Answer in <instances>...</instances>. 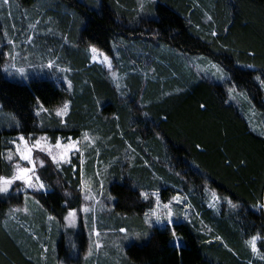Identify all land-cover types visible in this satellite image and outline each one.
Wrapping results in <instances>:
<instances>
[{
	"label": "trees",
	"instance_id": "16d2710c",
	"mask_svg": "<svg viewBox=\"0 0 264 264\" xmlns=\"http://www.w3.org/2000/svg\"><path fill=\"white\" fill-rule=\"evenodd\" d=\"M45 1L59 19L60 41L77 45L62 42L63 57H52L56 67L27 82L5 75L0 53V104L16 117H0V177L14 174L6 157L11 138L45 134L56 143L88 133L94 143L84 169L93 173L100 206L82 213L80 154L59 166L37 153L48 190L33 193L42 206L33 207L36 214L13 215L25 203L21 186L0 192V264H81L65 244L70 210L79 216L80 255L87 251L86 229L95 224L101 233L129 238L119 264H264V85L256 79L264 80V0ZM88 44L112 56L121 84L91 60ZM194 55L220 64L226 81L186 68ZM58 66L67 67L71 89L51 78L63 74ZM67 98L69 111L57 115ZM205 181L236 207L206 209ZM159 190L186 200L175 203L185 219L172 224L178 240L170 225L146 223L156 199L141 193ZM47 214L65 230L58 257H43L39 248L56 233ZM257 235L259 256H253L247 241Z\"/></svg>",
	"mask_w": 264,
	"mask_h": 264
},
{
	"label": "rangeland",
	"instance_id": "374dc122",
	"mask_svg": "<svg viewBox=\"0 0 264 264\" xmlns=\"http://www.w3.org/2000/svg\"><path fill=\"white\" fill-rule=\"evenodd\" d=\"M47 1L39 0L33 4L23 5L16 0H8L7 3L4 0H0V53L3 56V71L5 75L13 80L17 81H26L35 76V75H46L47 69L49 67V63L56 67L58 58L52 59L54 54L58 55L59 57H63V53L61 51L63 45L62 42H66L69 46H76L77 43L71 41L69 38H65L64 41H60L62 38L61 36V29H60V22L59 19L54 16L50 12V10H46L43 5L46 4ZM92 47H95L97 52V58L95 60L92 59L93 53L90 51ZM87 53L90 54L91 60L93 62H98L102 64L108 71L110 77L114 80L119 78V82H122V76L119 74V70L115 67L114 60L112 56L107 54L105 51L101 50L98 46L88 44L86 46ZM107 56L111 61V67L108 66V62L104 61L103 57ZM218 65L222 67L215 61H212L208 57L202 55H194L190 57L189 61L186 62L185 67L189 68V70L194 71V73L200 76H208L212 77L219 82H224L228 78V74L225 70V77L224 79H218L216 76L212 75L211 73L215 71L211 66ZM52 66V67H53ZM58 69L63 74L60 77L53 75L51 78L55 81L57 85H64L69 88V82H71L72 88V81L71 79L65 74L67 67H60ZM20 69H23L24 72L21 73ZM232 90V89H231ZM230 90V94H232ZM242 95L244 98H248L246 93ZM68 105L67 109L64 110V106ZM70 109V100L67 98L65 101L57 108V113L63 111L62 116H64ZM0 117L3 119H8L9 122H13V118L15 119L13 114L10 112H4L2 109V105L0 104ZM13 125V123H11ZM261 132L264 133V125L262 124ZM258 129V130H259ZM260 131V130H259ZM85 134H87V139L85 138ZM83 134L80 138H70L68 140H64L59 138L60 144L66 147L69 144L74 145V149L69 152L70 159L73 155L80 154L81 161H82V171H83V188L84 194L86 196V204L82 208V213L94 212L99 209L100 206L99 195L94 190L91 183L95 182L93 177V173L91 175L87 170V167L84 169V163L89 158L90 148L91 145L94 143L93 139L88 135V133ZM18 137L11 138V148L7 150L6 154L11 152L13 155L12 161L15 164H19L21 167H30L27 161L20 159L19 153L17 152L16 145L20 146L21 151L25 150V146L23 141L19 140ZM39 137H46V140H42V145H46L48 147H52L53 154H60L63 151V148H56V143H52L50 139L44 134L40 135ZM37 137V138H39ZM25 138V137H24ZM36 138V139H37ZM28 146L32 147L34 144L35 139H27ZM15 141V143H13ZM37 153L47 154L46 152H42L39 150H34L31 155L34 160L37 158ZM49 157V156H48ZM50 158V157H49ZM41 159V158H40ZM55 163V162H54ZM56 164V163H55ZM64 163L59 164L62 165ZM88 172V173H87ZM35 174L38 175L37 167L35 169ZM39 176V175H38ZM41 180V178H40ZM42 181V180H41ZM44 183V182H43ZM17 184L22 187V191L24 193L25 203L23 208L21 209V214L34 216L36 214V210L33 208L35 205L36 207H42L40 203L35 199L33 193L36 191H47L48 188L45 185V189L39 188H29L27 185L21 181L16 180L14 183L9 187V189L14 185ZM8 189V190H9ZM154 193H159V201L161 207L157 208V200L153 209L156 210L161 217L166 215L165 209L163 208L164 204H168L170 201L171 203V211L173 213L172 223L169 224L167 219H162L160 222L155 220L154 216L146 218V220H150V222H146L148 225L156 224L160 227H166L170 225L172 228V224L184 221V217L178 216L176 214L175 209V201H173V197H175V193L169 192L168 194L164 195V192L159 190ZM91 197V198H88ZM164 197H167V200H163ZM156 199V197L154 196ZM36 208V209H38ZM88 208L90 211L85 212L84 209ZM189 212V210H187ZM77 213V212H76ZM47 224L49 228L55 230L54 238H51V242H41L40 250L42 252L43 257H58L59 255V241L62 235V231L68 228L70 231H66L65 236V244H67L68 249V256L70 258H81V264H119L121 255L123 253V247L128 245L129 238L127 236H122L111 233H101L96 225H92L87 227L86 235L89 239L87 251L80 255L78 248L79 245L77 243L78 235L77 232L80 230V223H78L79 216L76 214L75 219L71 224H69V220H67V227H61L58 219L51 215L47 214ZM99 232V237L96 236V233ZM64 235V233H63ZM62 235V236H63ZM176 237H179L176 234ZM176 237L173 236V241L178 240ZM99 244V247H97ZM72 248V249H71ZM59 264H67L62 263L61 260L58 261Z\"/></svg>",
	"mask_w": 264,
	"mask_h": 264
},
{
	"label": "snow or ice",
	"instance_id": "6c2138e0",
	"mask_svg": "<svg viewBox=\"0 0 264 264\" xmlns=\"http://www.w3.org/2000/svg\"><path fill=\"white\" fill-rule=\"evenodd\" d=\"M5 3L8 2V0H4ZM143 3L140 4V10L143 11ZM213 36L216 35L215 32L212 33ZM90 51L93 53V57L92 59L95 60L97 58V52L98 50L95 47H92L90 49ZM104 61L108 62V66L111 67V61L109 60V58L105 55L103 57ZM48 67H52L53 65L51 63H49V65H47ZM213 69H215V71H213L211 74L216 76L218 79H224L226 73L225 70L218 66V65H212L211 66ZM20 72L23 73L24 70L20 69ZM256 79L258 81H260V83L262 85H264V80H261L260 77H256ZM71 87V82H69V88ZM68 107V105L66 104L64 106V110H66ZM203 107V106H202ZM61 110V112H58L57 115H61L63 114V111ZM85 138L87 139V134H85ZM46 137H39L37 139H35L34 144L32 145V147L28 146V141L25 140L24 136H20L19 140L23 141L24 146H25V150L21 151L20 146L16 145L17 147V152L19 153L20 159L27 161L28 164L30 165V167H21L19 164H15L13 165L14 167V174L12 175L11 178H7V177H0V192H7L9 187L14 183V181L16 180H21L23 181L27 187L29 188H39V189H45V184L43 183V181L40 180V177L38 175L35 174V169L37 167V163H39V165L41 167L44 166V162L41 160L39 162H37L36 160L33 159L31 153L34 150H39L42 152H46L47 155L50 157V159L55 162L57 165L61 164V163H70V157H69V152L71 150L74 149V145L73 144H69L66 147L62 146L60 144V141L57 140L55 147L56 148H63L62 153L60 154H53L52 151V147H48L46 145H42L41 141L42 140H46ZM70 139V138H69ZM13 143H15V141H13ZM7 160L8 161H12L13 159V155L11 152L6 154ZM141 195L143 196L144 199H149L150 196H155L156 200H157V208L161 207L160 201H159V193H149V192H143L141 193ZM91 198V197H88ZM173 201H176L177 203H185L186 200L184 197H181L179 195L175 196L172 198ZM171 201L168 204H164L163 208L165 209L166 215L164 217H161L160 214H158L156 212L155 209H151L150 213L151 216L155 217V220L157 222H160L162 219H167L168 223L171 224L172 223V217H173V213L171 211ZM259 207L264 208V204L259 205ZM85 212L90 211V209L85 208L84 209ZM76 211L75 210H70L68 212V216L65 217V219L69 220V224H71L73 222V220L76 217ZM187 214V213H186ZM149 213H145L146 218L149 217ZM146 222H150V220H146ZM121 232H125V229H121ZM172 234L174 237H176V231L175 228H172ZM99 232L96 233V236L99 237ZM177 239H179L178 237H176ZM261 239L259 237V235L257 236H253L251 237L247 243L248 245L251 247L252 251L254 253H259V249L257 248V241ZM97 247H99V244H97Z\"/></svg>",
	"mask_w": 264,
	"mask_h": 264
},
{
	"label": "crops",
	"instance_id": "0c3cea01",
	"mask_svg": "<svg viewBox=\"0 0 264 264\" xmlns=\"http://www.w3.org/2000/svg\"><path fill=\"white\" fill-rule=\"evenodd\" d=\"M203 192L205 194V199H204L205 200L204 201L205 206H206L205 208L208 210L221 211L223 208L233 209L236 207V204L231 199L222 196L219 193V190L209 182H206V181L203 182ZM178 194H179V196H181L180 193H178ZM175 203H177V202L175 201ZM178 204H181V203H178ZM177 207L178 206L175 205V208H177ZM22 208L12 209V212H14L13 215H17L18 220L20 218L19 212L21 213ZM19 222L20 221H18V224H20L22 221L20 223ZM248 247H249L248 249H250V251L252 252L253 256H259V253H254L252 251L251 247L250 246H248Z\"/></svg>",
	"mask_w": 264,
	"mask_h": 264
}]
</instances>
